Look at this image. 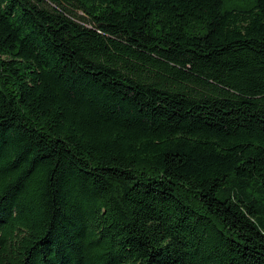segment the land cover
<instances>
[{
	"label": "trees",
	"instance_id": "trees-1",
	"mask_svg": "<svg viewBox=\"0 0 264 264\" xmlns=\"http://www.w3.org/2000/svg\"><path fill=\"white\" fill-rule=\"evenodd\" d=\"M0 264H264V0H0Z\"/></svg>",
	"mask_w": 264,
	"mask_h": 264
}]
</instances>
